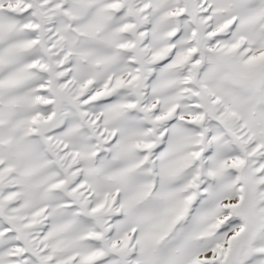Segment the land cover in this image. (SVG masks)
I'll list each match as a JSON object with an SVG mask.
<instances>
[{"label": "snow or ice", "instance_id": "snow-or-ice-1", "mask_svg": "<svg viewBox=\"0 0 264 264\" xmlns=\"http://www.w3.org/2000/svg\"><path fill=\"white\" fill-rule=\"evenodd\" d=\"M0 264H264V0H0Z\"/></svg>", "mask_w": 264, "mask_h": 264}]
</instances>
